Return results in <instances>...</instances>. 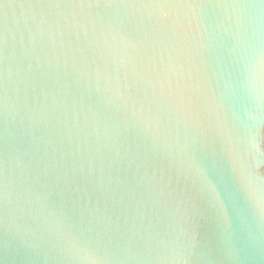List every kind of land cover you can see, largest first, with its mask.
<instances>
[{"label":"water","instance_id":"water-1","mask_svg":"<svg viewBox=\"0 0 264 264\" xmlns=\"http://www.w3.org/2000/svg\"><path fill=\"white\" fill-rule=\"evenodd\" d=\"M244 3L0 0V264H264V107L208 55L264 46Z\"/></svg>","mask_w":264,"mask_h":264},{"label":"snow or ice","instance_id":"snow-or-ice-1","mask_svg":"<svg viewBox=\"0 0 264 264\" xmlns=\"http://www.w3.org/2000/svg\"><path fill=\"white\" fill-rule=\"evenodd\" d=\"M156 7H175L177 9L201 7L215 10L225 5L229 7L245 6L244 0H141ZM180 16L177 15V22ZM222 28V25H221ZM218 38L223 41L221 48L229 52L228 55L220 56L216 49L208 45L209 58L216 61L225 77L223 88L226 98L237 95L242 99H258L264 107V46L258 50L248 46L233 49L232 41H229L227 30L217 29ZM242 49V50H241ZM211 175L210 165H206Z\"/></svg>","mask_w":264,"mask_h":264}]
</instances>
